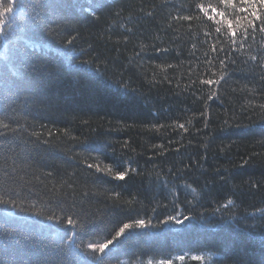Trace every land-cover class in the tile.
I'll return each mask as SVG.
<instances>
[{
  "label": "trees",
  "instance_id": "obj_1",
  "mask_svg": "<svg viewBox=\"0 0 264 264\" xmlns=\"http://www.w3.org/2000/svg\"><path fill=\"white\" fill-rule=\"evenodd\" d=\"M242 3L0 17V264H264V32Z\"/></svg>",
  "mask_w": 264,
  "mask_h": 264
},
{
  "label": "snow or ice",
  "instance_id": "obj_2",
  "mask_svg": "<svg viewBox=\"0 0 264 264\" xmlns=\"http://www.w3.org/2000/svg\"><path fill=\"white\" fill-rule=\"evenodd\" d=\"M223 3H227L228 0H222ZM16 5V0H7V2H5V0H0V17H6L8 13H12L14 10V7ZM233 8L235 9V5H233ZM212 11H215V9H212ZM239 11L242 13H247L249 16H251V19H248V26L249 28H251L253 31L256 30V28L259 26V30L264 32V0H243V3L241 4ZM218 15L220 16H224L225 13L224 12H219ZM244 19H247V16L243 17ZM185 19H187V17H185ZM239 23V21H237L235 19V16H233V19L230 20L228 22V28L232 29L233 27V22ZM259 21V25H257L255 22ZM5 25V20L4 19H0V34H2L3 32V28ZM217 32L220 31L219 28L216 29ZM246 33H247V29H245V32L242 33V35L246 37ZM231 35L233 37L236 36V32L232 31ZM68 44L72 43V40H68L67 41ZM166 51V50H165ZM213 51H215V47H213ZM203 83L206 84H214L217 83V81L214 80H205L203 81ZM5 127H7V125H4ZM180 128H184L183 124L179 125ZM88 167H93V165L89 164ZM97 170L99 171L100 169L97 167ZM117 179L123 180L125 178V174L124 173H117L116 175ZM7 202L3 200V198H0V204H6ZM229 204L232 203V201H228ZM227 206V205H225ZM190 217L184 215L183 218H179L177 216H173L170 217V220L175 221L177 224H183L185 220H189ZM169 221H165V223H168ZM68 223L72 224V220L71 218L68 219ZM136 225L138 227H144V221L140 220L136 222ZM75 226V225H73ZM133 225L131 224H123V227H120L119 230L115 233L116 237H119L121 235L124 234L126 229H130L132 228ZM112 243V239H109L107 242L103 243V244H99V245H94V244H89V248H91L94 252H100L103 253L104 250L108 247L109 244ZM180 259H184L183 256L180 257ZM193 259H197V260H203L204 257H193ZM161 264H164V262L162 261Z\"/></svg>",
  "mask_w": 264,
  "mask_h": 264
}]
</instances>
